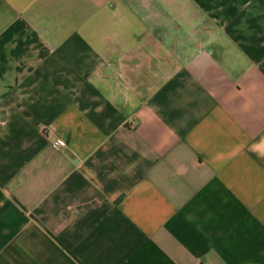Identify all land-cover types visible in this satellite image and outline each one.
Instances as JSON below:
<instances>
[{"label":"crops","instance_id":"1","mask_svg":"<svg viewBox=\"0 0 264 264\" xmlns=\"http://www.w3.org/2000/svg\"><path fill=\"white\" fill-rule=\"evenodd\" d=\"M0 264H264V0H0Z\"/></svg>","mask_w":264,"mask_h":264},{"label":"built area","instance_id":"2","mask_svg":"<svg viewBox=\"0 0 264 264\" xmlns=\"http://www.w3.org/2000/svg\"><path fill=\"white\" fill-rule=\"evenodd\" d=\"M45 131H48V130L46 129ZM55 147H56L57 149H60V148H61V146H60L59 144H56Z\"/></svg>","mask_w":264,"mask_h":264}]
</instances>
